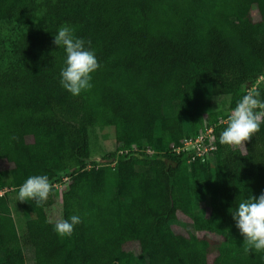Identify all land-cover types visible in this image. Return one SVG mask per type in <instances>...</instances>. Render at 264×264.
Instances as JSON below:
<instances>
[{"label": "trees", "instance_id": "16d2710c", "mask_svg": "<svg viewBox=\"0 0 264 264\" xmlns=\"http://www.w3.org/2000/svg\"><path fill=\"white\" fill-rule=\"evenodd\" d=\"M1 24L15 31L0 69V161L11 165L0 169V191L17 197L37 174L51 190L40 206L17 201L16 218L0 195V264H264L230 214L264 193V123L243 152L219 143L224 123L211 162L171 153L255 85L264 96V0H0ZM62 25L91 41L100 65L78 96L59 83L64 50L53 35ZM204 88L229 96L227 113L199 111ZM98 127L112 128L123 151L101 164L90 161ZM58 196L61 220L81 217L68 236L46 214ZM178 213L187 236L172 230Z\"/></svg>", "mask_w": 264, "mask_h": 264}, {"label": "clouds", "instance_id": "9594fccd", "mask_svg": "<svg viewBox=\"0 0 264 264\" xmlns=\"http://www.w3.org/2000/svg\"><path fill=\"white\" fill-rule=\"evenodd\" d=\"M53 43L64 50L63 66L59 72L61 87L72 96H78L92 87V74L99 68L91 41L76 37L73 30L62 25L53 35ZM264 123V96L259 90L243 95L231 109L226 126L219 134V143L227 146H241L260 130ZM51 185L46 174L31 175L19 186L17 201L34 202L42 205L49 198ZM235 227L249 249L264 252V193L241 199L231 211ZM81 222L79 215H72L55 223L54 231L68 236Z\"/></svg>", "mask_w": 264, "mask_h": 264}, {"label": "rangeland", "instance_id": "374dc122", "mask_svg": "<svg viewBox=\"0 0 264 264\" xmlns=\"http://www.w3.org/2000/svg\"><path fill=\"white\" fill-rule=\"evenodd\" d=\"M251 17L253 20H257L258 16L255 12V9L251 12ZM15 31V27L11 24H1L0 25V69H3L8 61V44L7 42L11 38L12 33ZM262 80H258L256 84L262 83ZM256 86V85H255ZM247 94V93H246ZM229 96H219L213 97L210 95L209 88L203 89V99L201 105L199 107V111L202 112L203 115L207 113L221 111L223 113H227V108L229 105ZM230 115V113H228ZM228 115V116H229ZM185 130H187V121L183 122ZM201 130V129H200ZM232 149H239L243 152L242 146H230ZM89 148H90V161L92 163L101 164L104 159L108 160L113 156L121 155L120 151L116 150V146L114 143V133L112 128L110 127H98L91 129L89 131ZM123 152V151H122ZM136 152V151H134ZM11 165L5 163L4 161H0V169L7 170L10 169ZM60 191L61 189L58 188ZM7 193L10 206L12 208L13 217L16 218V202L17 198L13 190L6 191L5 189L0 191V195L3 193ZM60 196L53 197L52 204L48 208H46V214L50 221L59 222L61 220V207H60ZM203 207L207 208V201L203 203ZM206 211V210H205ZM207 212V211H206ZM172 230L176 234H181L183 236H187V232L190 230V222L184 217L182 214L178 213L176 215V219L173 221ZM204 234H198L199 237ZM211 240L218 241L219 238L213 235H205ZM21 240H23L20 234ZM124 250L127 252L136 253L138 250L137 243H127L124 245ZM24 253L26 261L29 262L31 260V253L27 246L23 245ZM212 257L208 256L207 264H211Z\"/></svg>", "mask_w": 264, "mask_h": 264}, {"label": "built area", "instance_id": "2783aa9c", "mask_svg": "<svg viewBox=\"0 0 264 264\" xmlns=\"http://www.w3.org/2000/svg\"><path fill=\"white\" fill-rule=\"evenodd\" d=\"M262 80V77L259 78ZM255 89V86L252 90ZM216 122L211 123L209 119H205L201 130L191 136H185L181 144L178 147H175L171 150V153L174 155H185L186 163H207L211 162L217 151L215 129L226 123L227 118H223L220 114L216 113ZM133 151H137L134 149ZM122 152L120 151V154ZM145 155L153 154L151 149H146L143 151ZM68 178L64 177L63 182L65 183ZM61 184H54L53 187L56 189H61Z\"/></svg>", "mask_w": 264, "mask_h": 264}, {"label": "water", "instance_id": "95a60500", "mask_svg": "<svg viewBox=\"0 0 264 264\" xmlns=\"http://www.w3.org/2000/svg\"><path fill=\"white\" fill-rule=\"evenodd\" d=\"M114 160L113 159H111V162H113Z\"/></svg>", "mask_w": 264, "mask_h": 264}]
</instances>
